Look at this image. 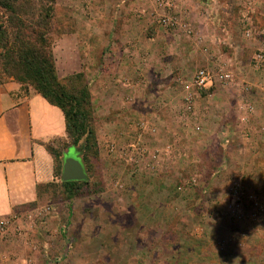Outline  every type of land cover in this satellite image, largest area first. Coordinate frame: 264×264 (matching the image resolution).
<instances>
[{
	"label": "rangeland",
	"instance_id": "obj_1",
	"mask_svg": "<svg viewBox=\"0 0 264 264\" xmlns=\"http://www.w3.org/2000/svg\"><path fill=\"white\" fill-rule=\"evenodd\" d=\"M126 1L118 7L122 17L131 5ZM139 1L135 9L142 4L151 15L146 25L155 38L153 62L160 57L161 50L158 54L156 49L165 42L164 32H180L184 35L177 41L169 39L162 46L175 63L187 61L188 72L172 70L175 79L190 83L207 69L216 82L196 98L197 123L189 118L183 121L186 92L176 82L174 101L175 106L182 102L181 116L177 125L163 129L131 114L132 109H141L142 84L129 78L115 84L103 77L93 91V74H89L86 80L91 96L92 91L95 94L91 125L97 149L86 155L85 139L78 146L69 139L52 147L62 157V172L65 159L73 156L81 161L87 180L79 182L80 192L72 196L62 185L61 174L59 183L45 189L46 194L27 216H43L53 225L49 233L57 236L50 240L54 254L45 264H194L193 252L200 256L196 263L207 264L201 259V250L211 239L232 237L236 242L232 253H241V239L250 245L257 240L258 225L235 223L229 211L232 189L238 185L246 196L254 194L264 202V132L255 130L264 127V67L256 62L257 54L264 51V0H182L186 5H179V0ZM178 6L185 13L182 18ZM7 15L0 8L1 22L5 23ZM54 19L55 35L70 26L88 27L81 20L71 23L61 9ZM138 37L136 41L141 40ZM187 46L193 56L189 57ZM129 58L137 60L132 54ZM90 70L95 79L102 72L108 74L101 67ZM221 71L230 73L234 82H222ZM100 87L104 98H98ZM129 101L132 104L126 107ZM259 110L262 114L256 116ZM112 145L114 152H110ZM245 203L246 209L252 208L251 202ZM3 222L9 235L14 220ZM199 234L210 241L197 242ZM178 246L181 252H177ZM234 263L247 264L240 259Z\"/></svg>",
	"mask_w": 264,
	"mask_h": 264
},
{
	"label": "crops",
	"instance_id": "obj_2",
	"mask_svg": "<svg viewBox=\"0 0 264 264\" xmlns=\"http://www.w3.org/2000/svg\"><path fill=\"white\" fill-rule=\"evenodd\" d=\"M124 2L127 1L57 0L55 12L61 9L68 14L71 23L72 20H81L88 25L87 29L70 26L55 37L53 52L58 77L65 80L75 74H84L86 78L93 74V91L104 81L103 77H107L106 82L115 84L125 83L127 78L137 81L144 89L140 98L141 109H132L131 114L137 113L139 117H144L152 125L163 129L174 123L177 125L182 102L175 106L174 84L177 79L172 72H184L187 61L175 63V58L167 55L166 47L162 46L169 39L177 41V37L184 34L164 32L165 42L156 49L158 54L161 50L160 57L153 62L155 38L149 35L146 25L151 15L141 3V8L135 9L139 0H129L131 5L129 8L126 6L122 17L118 7ZM186 3L179 0V5ZM177 14L181 18L185 14L179 6ZM121 19L125 22L119 21ZM180 29L182 30L181 27ZM138 35L140 41H136ZM90 43L94 45L90 46ZM184 48L189 57L193 56L190 46ZM131 54L136 56V62L129 58ZM94 66L105 68L107 76L102 72L95 79L94 72L91 73L90 70ZM118 74H125L126 78ZM101 89L100 87L98 91ZM93 91L92 101L95 104ZM104 97L102 89L98 98ZM131 104L129 101L125 106L129 107ZM198 112L200 113V109ZM203 114L208 117L206 113ZM254 114L257 116L262 112L255 111ZM255 130L256 133H262L264 127L257 126ZM226 134L229 136V132L226 131ZM100 139L105 140L104 137ZM68 141L67 121L60 108L50 104L31 86H24L14 80L0 85V223L14 220L9 235L0 240V264H45L49 260L48 256L54 254L50 250V240L55 241L57 236L49 233L52 223L44 221L43 216L37 218L32 215L30 219L27 216L38 205L42 195L46 194V186L59 183L56 175L58 161L49 148ZM263 219L264 213L260 212L255 219L234 221L242 225H258V236L255 237L257 240H253L251 245L241 239V253L231 252L236 243L232 237H217V240L211 239L210 245L201 250V259L207 264H235L234 261L239 259L247 264H264V235H261L264 234ZM205 239L200 234L196 237L197 242ZM157 243H161V239ZM177 250L181 252L179 246ZM192 254L196 258L194 264H201L196 263L200 256L194 252ZM56 256L59 257V253Z\"/></svg>",
	"mask_w": 264,
	"mask_h": 264
},
{
	"label": "trees",
	"instance_id": "obj_3",
	"mask_svg": "<svg viewBox=\"0 0 264 264\" xmlns=\"http://www.w3.org/2000/svg\"><path fill=\"white\" fill-rule=\"evenodd\" d=\"M57 0H0V8L8 15L0 21V85L14 80L31 86L50 104L60 108L67 121L68 137L74 146L85 139V153L97 149L93 129V103L84 74H75L65 80L58 77L53 44ZM63 31V30H62ZM50 152L58 161L56 175L62 174V157L54 149ZM98 153L96 152V156ZM55 184L46 186L51 189ZM70 194H79V182H66Z\"/></svg>",
	"mask_w": 264,
	"mask_h": 264
},
{
	"label": "built area",
	"instance_id": "obj_4",
	"mask_svg": "<svg viewBox=\"0 0 264 264\" xmlns=\"http://www.w3.org/2000/svg\"><path fill=\"white\" fill-rule=\"evenodd\" d=\"M153 3H159L161 0H151ZM169 5V3H168ZM166 20V19H165ZM256 62L264 67V51H261L256 56ZM221 81L225 84H231L234 82V78L230 73L221 71ZM180 86L184 88L185 96L183 98L184 109H183V121L189 118V122L197 123V111L195 107L196 98L201 95V92L210 90L213 88L216 77L212 72L207 69H203L199 71L191 80V84L184 79H177L176 81ZM253 111V110H252ZM181 116V114H180ZM245 121V119H243ZM149 125H144L142 129L148 128ZM199 131L200 128L196 127ZM130 147H135L134 145H130ZM114 145L111 146L110 152H114ZM233 203L230 207V214L235 220H243L245 218L255 219L256 214L258 215L264 213V202L260 201L259 196L257 195H247L244 193L243 189L240 185L232 189ZM245 201L251 202V209H246ZM248 205V204H247ZM254 210V213H253ZM5 222L0 223V240H4L8 236V227L6 228Z\"/></svg>",
	"mask_w": 264,
	"mask_h": 264
},
{
	"label": "water",
	"instance_id": "obj_5",
	"mask_svg": "<svg viewBox=\"0 0 264 264\" xmlns=\"http://www.w3.org/2000/svg\"><path fill=\"white\" fill-rule=\"evenodd\" d=\"M62 182H82L87 180L81 161L73 156L65 159L62 172Z\"/></svg>",
	"mask_w": 264,
	"mask_h": 264
}]
</instances>
